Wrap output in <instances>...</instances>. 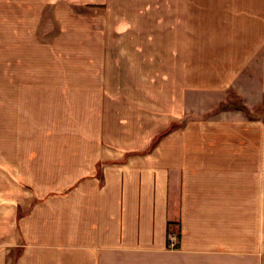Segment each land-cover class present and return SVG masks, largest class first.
<instances>
[{"label":"crops","instance_id":"0c3cea01","mask_svg":"<svg viewBox=\"0 0 264 264\" xmlns=\"http://www.w3.org/2000/svg\"><path fill=\"white\" fill-rule=\"evenodd\" d=\"M146 3L166 45L92 49L73 77L32 75L35 0H0V264H264V0ZM24 100L72 120L21 140Z\"/></svg>","mask_w":264,"mask_h":264},{"label":"rangeland","instance_id":"374dc122","mask_svg":"<svg viewBox=\"0 0 264 264\" xmlns=\"http://www.w3.org/2000/svg\"><path fill=\"white\" fill-rule=\"evenodd\" d=\"M42 1L35 0L33 6H19L20 51L29 50L27 55L34 76L46 75V70H51V76L58 75L59 71L64 73L66 67L71 68L72 74L66 72L62 75L84 76V70H78L77 67L82 56L83 65H90L86 56H90L92 49L100 51L107 44L122 43L132 47L146 46L148 50L154 51L155 46L160 45L157 41L162 40V44H165L168 40L157 35L153 20L154 5L147 4L149 0H61L60 4H39ZM31 14L33 20H26ZM52 17H55L53 22L47 19ZM121 29L125 30L124 34ZM4 45L3 41L0 44V60H10V54L4 53ZM23 56L26 57V53L20 52L19 59L26 60L21 58ZM61 65L64 70H58ZM48 66L51 68L46 69ZM148 69L154 72V64ZM151 86L148 84V89ZM34 87L37 92V88L42 86ZM42 96L37 95L39 99ZM54 113H58V109L51 106L50 110H45L42 100L20 101V139L25 141L33 136V139L41 140L48 136H59L58 125H67L68 119H72L54 116ZM1 119L4 121V118ZM32 126L34 132H31ZM43 126H54L56 129L43 133Z\"/></svg>","mask_w":264,"mask_h":264},{"label":"built area","instance_id":"2783aa9c","mask_svg":"<svg viewBox=\"0 0 264 264\" xmlns=\"http://www.w3.org/2000/svg\"><path fill=\"white\" fill-rule=\"evenodd\" d=\"M177 243H178V236L174 234H170L168 236V247L170 249H173L176 247Z\"/></svg>","mask_w":264,"mask_h":264}]
</instances>
